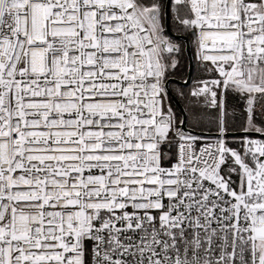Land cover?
<instances>
[{
  "label": "snow or ice",
  "instance_id": "1",
  "mask_svg": "<svg viewBox=\"0 0 264 264\" xmlns=\"http://www.w3.org/2000/svg\"><path fill=\"white\" fill-rule=\"evenodd\" d=\"M0 264H264V0H0Z\"/></svg>",
  "mask_w": 264,
  "mask_h": 264
},
{
  "label": "trees",
  "instance_id": "2",
  "mask_svg": "<svg viewBox=\"0 0 264 264\" xmlns=\"http://www.w3.org/2000/svg\"><path fill=\"white\" fill-rule=\"evenodd\" d=\"M194 64H195V61H194ZM184 72H187V68H181L179 71H178V75L184 73ZM193 76L195 77H199V78H202V79H211L210 76L206 75V74H203V73H198L195 71V68H194V73H193Z\"/></svg>",
  "mask_w": 264,
  "mask_h": 264
},
{
  "label": "water",
  "instance_id": "3",
  "mask_svg": "<svg viewBox=\"0 0 264 264\" xmlns=\"http://www.w3.org/2000/svg\"><path fill=\"white\" fill-rule=\"evenodd\" d=\"M194 68H195V64H194V61H193V71L191 72V75H193V73H194Z\"/></svg>",
  "mask_w": 264,
  "mask_h": 264
}]
</instances>
